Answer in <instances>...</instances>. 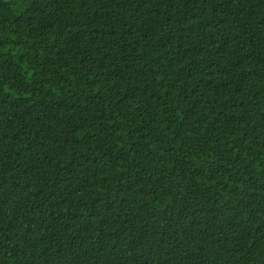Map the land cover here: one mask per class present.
<instances>
[{"label":"trees","instance_id":"trees-1","mask_svg":"<svg viewBox=\"0 0 264 264\" xmlns=\"http://www.w3.org/2000/svg\"><path fill=\"white\" fill-rule=\"evenodd\" d=\"M0 264H264V0H0Z\"/></svg>","mask_w":264,"mask_h":264}]
</instances>
